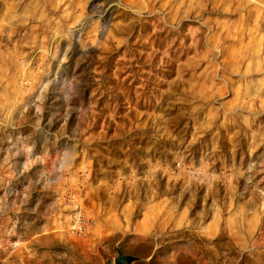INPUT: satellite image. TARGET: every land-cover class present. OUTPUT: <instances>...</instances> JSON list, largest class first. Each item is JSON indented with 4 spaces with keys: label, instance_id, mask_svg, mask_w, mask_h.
<instances>
[{
    "label": "rangeland",
    "instance_id": "1",
    "mask_svg": "<svg viewBox=\"0 0 264 264\" xmlns=\"http://www.w3.org/2000/svg\"><path fill=\"white\" fill-rule=\"evenodd\" d=\"M158 201L156 264H264V0H0V264H147Z\"/></svg>",
    "mask_w": 264,
    "mask_h": 264
},
{
    "label": "crops",
    "instance_id": "2",
    "mask_svg": "<svg viewBox=\"0 0 264 264\" xmlns=\"http://www.w3.org/2000/svg\"><path fill=\"white\" fill-rule=\"evenodd\" d=\"M160 207V201L154 202L151 206H147L140 215L139 219L136 221H134L135 211L130 208H123L121 213L123 215V219L119 222L113 221L111 223L112 233H118L123 237L133 236L136 238L137 242L142 244L148 242L151 243L153 245L151 255L153 256L161 247V245L157 243V240L160 237L166 236L169 238L173 232L182 231L191 226V218L188 217L187 213L184 211H181L179 217L174 222L170 220H160L158 212ZM219 227V220L217 218H213L207 226L201 229L199 228V230L195 229V232L201 237L215 239L219 236ZM177 256H179L178 253ZM179 257L177 259H179Z\"/></svg>",
    "mask_w": 264,
    "mask_h": 264
},
{
    "label": "water",
    "instance_id": "3",
    "mask_svg": "<svg viewBox=\"0 0 264 264\" xmlns=\"http://www.w3.org/2000/svg\"><path fill=\"white\" fill-rule=\"evenodd\" d=\"M118 256L115 258V264H135L145 261V259L124 254L119 248H116Z\"/></svg>",
    "mask_w": 264,
    "mask_h": 264
},
{
    "label": "trees",
    "instance_id": "4",
    "mask_svg": "<svg viewBox=\"0 0 264 264\" xmlns=\"http://www.w3.org/2000/svg\"><path fill=\"white\" fill-rule=\"evenodd\" d=\"M162 252V250H159V251H157L153 256H151L152 257V260L149 262V263H147V264H156V259H157V257H158V255H160V253ZM151 255V254H150ZM150 257V256H149ZM138 264H143V263H138ZM146 264V263H145ZM178 264H181V261H180V259H179V261H178Z\"/></svg>",
    "mask_w": 264,
    "mask_h": 264
}]
</instances>
